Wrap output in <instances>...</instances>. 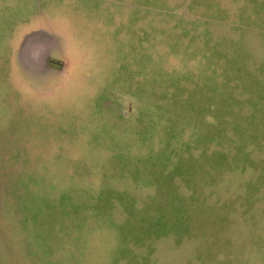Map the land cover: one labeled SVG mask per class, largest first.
Returning <instances> with one entry per match:
<instances>
[{"label": "rangeland", "instance_id": "obj_1", "mask_svg": "<svg viewBox=\"0 0 264 264\" xmlns=\"http://www.w3.org/2000/svg\"><path fill=\"white\" fill-rule=\"evenodd\" d=\"M0 264H264V0H0Z\"/></svg>", "mask_w": 264, "mask_h": 264}, {"label": "trees", "instance_id": "obj_2", "mask_svg": "<svg viewBox=\"0 0 264 264\" xmlns=\"http://www.w3.org/2000/svg\"><path fill=\"white\" fill-rule=\"evenodd\" d=\"M157 232H158V231H157ZM157 232H155V234H156Z\"/></svg>", "mask_w": 264, "mask_h": 264}]
</instances>
